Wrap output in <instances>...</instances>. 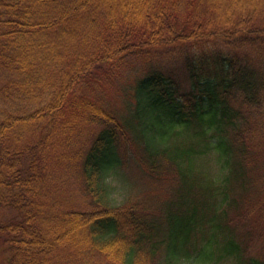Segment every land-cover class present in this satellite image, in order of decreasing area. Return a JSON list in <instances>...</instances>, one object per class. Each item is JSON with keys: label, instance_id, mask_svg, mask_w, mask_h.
<instances>
[{"label": "trees", "instance_id": "16d2710c", "mask_svg": "<svg viewBox=\"0 0 264 264\" xmlns=\"http://www.w3.org/2000/svg\"><path fill=\"white\" fill-rule=\"evenodd\" d=\"M189 37L211 57L188 64L187 93L146 68L116 114L128 60ZM249 54L264 61V0H0V262L264 264L238 229L264 179L247 121L264 115V71ZM130 143L156 205L116 206ZM68 171L90 210L64 197Z\"/></svg>", "mask_w": 264, "mask_h": 264}, {"label": "rangeland", "instance_id": "374dc122", "mask_svg": "<svg viewBox=\"0 0 264 264\" xmlns=\"http://www.w3.org/2000/svg\"><path fill=\"white\" fill-rule=\"evenodd\" d=\"M187 39L186 41L174 40L173 43L150 49L148 56L128 60L130 67H128L126 74L121 77L119 75L112 77L114 91L111 94L110 103L116 110V114L120 115V117L128 116L130 112L129 104L127 103L128 96L129 99L133 97L136 79L143 74L146 68L161 70L165 76L176 79L181 91L187 93L190 87L188 64H196L200 69L202 64H209L208 58L211 57L210 50H208L210 47H202V43L198 39L192 37ZM219 43L221 42L218 40L217 44ZM211 47L214 50L218 49L214 46ZM244 53L245 51H241V55H244ZM248 56L254 65L260 66L262 71H264V61L262 62V59L252 54ZM262 105L264 106V95ZM247 112L249 113L250 109ZM247 117L248 125L253 127V137L258 140L260 145H264V115L256 108H252L250 115L247 114ZM83 133L84 131L79 137L81 139L77 142L76 148L82 147L85 143L84 135L82 136ZM135 146L131 143L129 144L128 152H130L126 155L121 173L111 179L112 188L114 189L113 198L117 199L116 206H124L130 201L148 204L150 202L153 205L158 202L159 189L157 187L159 184L144 171L140 149L136 148L134 152L130 150ZM257 156L260 157L261 155L257 154ZM262 165H264V156ZM253 173L257 175V172ZM252 178L254 183L251 184L247 199L242 205L243 211L248 213V216L246 218L243 217L244 221L236 222L242 236L257 237L256 250L251 248L249 254L255 252L259 254L263 252L262 247L264 246V179L254 176ZM76 181L77 179L75 176L73 177L72 172L68 171L65 175H62L61 183L58 185L59 182L57 181L55 186H63L64 197L72 201L71 203H74V205H81V210H90L91 207H87L84 204L86 198L80 193V187H78ZM56 193H58L57 190ZM75 202L77 203L75 204ZM0 264L2 263L0 262Z\"/></svg>", "mask_w": 264, "mask_h": 264}]
</instances>
